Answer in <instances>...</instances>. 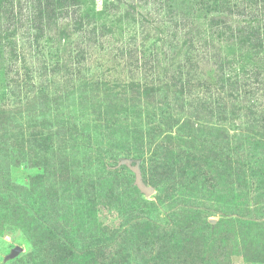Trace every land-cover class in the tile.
I'll use <instances>...</instances> for the list:
<instances>
[{
  "label": "rangeland",
  "instance_id": "1",
  "mask_svg": "<svg viewBox=\"0 0 264 264\" xmlns=\"http://www.w3.org/2000/svg\"><path fill=\"white\" fill-rule=\"evenodd\" d=\"M206 3L0 0V264H264V238L245 239L251 222L264 235V146L254 156L243 136L260 131L240 121L264 109L259 60L243 64L237 95L206 69L188 98L168 78L182 70L181 14L209 38L213 16L257 26L264 4ZM228 31L213 52L239 62ZM128 75L159 90L131 93ZM214 90L229 123L200 103Z\"/></svg>",
  "mask_w": 264,
  "mask_h": 264
},
{
  "label": "trees",
  "instance_id": "2",
  "mask_svg": "<svg viewBox=\"0 0 264 264\" xmlns=\"http://www.w3.org/2000/svg\"><path fill=\"white\" fill-rule=\"evenodd\" d=\"M136 1V0H135ZM210 3L208 6H213L214 2L216 0H201V5H207V3ZM167 3V2H166ZM261 3L264 4V0H261ZM261 4V5H262ZM165 8H170L169 4H165ZM195 7H197V4L195 3ZM232 8V7H231ZM198 9V8H197ZM195 9V10H197ZM245 10V8H244ZM242 9V13L241 11L237 14V15H241L243 16V11ZM231 11H233V8L231 10H228V12L231 13ZM212 13V11H211ZM245 16H247L246 14H244ZM262 17V22H260L261 24L257 25V26H251L250 24H246V26L244 25H239L238 23L232 24V26L230 25H225L222 22H215V16H213L212 18H210L209 21V28L208 29V33H209V38L208 37H203L201 36V34H199V31L196 30L198 33L196 35H194L195 33H193V30L191 33H189V28L190 26L193 25L192 22V18H189V16L186 15H180L179 16V20H181L180 23V29L183 32L182 33V37H184L185 39L182 41V48L179 49L180 51V55L182 56L181 60V68L182 70L176 73H171V75L168 76L169 80L171 81L170 84L171 86H173V89L175 91V93H182V94H187V98L190 97L191 94V89L192 87L195 85L194 83L196 82L198 76H199V70L202 69L203 71H205V69L209 72H211L213 74V78L215 81V84L217 85H221L220 86V90H222L223 88H226L228 91V88H232L233 85H236V88H233L232 90L236 91V95L238 93H240L239 89H238V78H239V73L240 70L242 71L243 68V64H247V63H252L254 62V59H258L259 61V65H254L256 66L254 69L259 70L260 72L258 73V77L260 76L261 73H263L262 71H264V5L261 6V11L259 14V18L261 19ZM173 17V15H172ZM193 17V16H192ZM109 26V25H108ZM108 26H104L103 28H107V32L111 33V30ZM258 27V28H255ZM103 28L101 27H92V29H90L91 33L93 35H98L99 37H102L104 34L107 35V33H102L101 31L103 30ZM223 30H229L228 31V35L231 37V35L235 34L236 35V41L230 42L229 45H227V47H231V49H234V47L236 49H240L242 50V52L239 55V62L238 61H234L231 59H227V55L225 54L224 59L220 60L221 58V54L220 53H214V49H215V40L216 41H224V44L226 45V40H224V34H223ZM203 34L205 35V33L203 32ZM133 40L136 39V36H133L132 38ZM228 39V38H226ZM142 46L140 47V52L143 53L144 52V48H143V44H144V38L141 42ZM218 43V42H217ZM208 44H210V50L207 48ZM219 45V43H218ZM212 46V48H211ZM139 47V45L134 44V49L137 50ZM122 48V47H121ZM118 48L116 50L117 55H128V53H126V51H124L123 49ZM203 48H206V50H203ZM235 50V49H234ZM194 51L196 54H191V52ZM130 55V53H129ZM128 58V56H127ZM143 60L142 59H139ZM136 63V61H135ZM235 68H234V67ZM146 71V69H145ZM145 74V73H143ZM150 76V75H149ZM144 80H139L136 81L132 75H128L127 76V88L128 91H130L131 93H141L142 95L144 94H153L155 91L157 92L159 90V86H154L153 84V80L155 78H153L151 76V80L148 81L147 77L145 78V75L143 76ZM165 84V83H164ZM241 85V84H240ZM163 89V88H162ZM258 90H260L261 88H257ZM256 89V90H257ZM232 90L229 93V98H232ZM264 90V89H263ZM263 92V91H262ZM190 93V94H189ZM204 92L197 94V96L199 97L200 103L204 104L205 107H212L215 111V109H217V113L216 115L222 117L221 115H224V121L223 122H228L229 123V119L225 118V116L230 113H226V110H221V108H219L220 105H218V102L214 101L215 97H218L219 93H217V91L214 90V92L212 94H210L209 96L205 97L203 96L202 98L200 97ZM244 93L246 94L247 91L245 90ZM139 95V94H138ZM183 104L180 105V107L182 108ZM256 107V105H250L249 106V118L244 119L240 117V121L242 124H246L251 131H254L253 129H257L258 131H260V134H256V133H251L250 134H245L243 136L245 144L250 146V148L253 150L254 152V156L257 154V152H255V150H257L258 148L260 149V146H264V109L263 110H259L258 116H256V112H254V108ZM254 108V109H253ZM231 113L232 110L230 111ZM211 113V112H209ZM247 113V114H248ZM233 116H235V114H231V117L233 118ZM231 121V120H230ZM234 120H232L233 122ZM255 132V131H254ZM221 137L223 138L224 141H226L227 143L230 142V138L229 136L225 135V134H220ZM244 145V143H241L239 145H237L236 147H233L232 149H239V146ZM242 148V147H241ZM259 152V151H258ZM236 153V152H235ZM264 157V154L261 153ZM259 155V153H258ZM253 156V157H254ZM257 156V155H256ZM261 158V157H260ZM264 164L259 165V171L261 169V171L264 172ZM262 167V168H261ZM225 222H230L232 223V221H225ZM231 225V224H229ZM258 224L251 222L249 226V231L246 233L245 231H242L243 233H246V235L249 233L250 236L246 237L245 239L248 240H252V238L254 239L255 237L258 238H264L263 233H259L257 232L256 226ZM218 224H215L214 226H208V229H211L213 233H216L217 229H218ZM207 227V226H206ZM247 228L246 226H244V229ZM232 232V231H231ZM248 234V235H249ZM196 242H199V240H196ZM206 242L204 241V244ZM216 245L213 244L212 248L210 249H215L217 250V253L219 252L218 249H216ZM246 249V248H244ZM226 250H224L223 253L224 256H227V253H224ZM247 250H245L244 253ZM245 255V254H244ZM229 256V255H228ZM227 256V260H226V264H230L229 263V258ZM216 257H212L210 260L215 259ZM215 264V263H214Z\"/></svg>",
  "mask_w": 264,
  "mask_h": 264
},
{
  "label": "water",
  "instance_id": "3",
  "mask_svg": "<svg viewBox=\"0 0 264 264\" xmlns=\"http://www.w3.org/2000/svg\"><path fill=\"white\" fill-rule=\"evenodd\" d=\"M122 164H125L126 166H128L132 171L133 173L135 174V185L136 187L141 191L143 192L144 194L150 196L152 193H153V190L149 187H147L143 181H142V177H141V172H140V169H139V166H131L130 164V161L129 160H122L121 161ZM20 248L19 247H16L12 253H11V257H13L14 255L17 254V252H19Z\"/></svg>",
  "mask_w": 264,
  "mask_h": 264
}]
</instances>
